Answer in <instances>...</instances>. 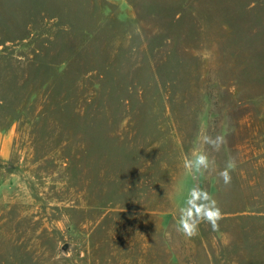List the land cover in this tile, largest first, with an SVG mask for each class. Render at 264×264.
I'll return each mask as SVG.
<instances>
[{"label": "rangeland", "instance_id": "374dc122", "mask_svg": "<svg viewBox=\"0 0 264 264\" xmlns=\"http://www.w3.org/2000/svg\"><path fill=\"white\" fill-rule=\"evenodd\" d=\"M0 264H264V0H0Z\"/></svg>", "mask_w": 264, "mask_h": 264}, {"label": "clouds", "instance_id": "9594fccd", "mask_svg": "<svg viewBox=\"0 0 264 264\" xmlns=\"http://www.w3.org/2000/svg\"><path fill=\"white\" fill-rule=\"evenodd\" d=\"M206 149L212 152H219L226 143L223 134H205L202 138ZM214 160L210 159L207 150L195 154L194 159L185 162V168L191 172L215 171ZM233 163H229L223 170L218 172L219 179L225 186L232 182L231 170ZM223 219V212L217 200L204 188L193 186L189 189L184 205L178 209V217L175 221V230L186 238H193L198 235L202 223L210 226L212 231H218L220 221Z\"/></svg>", "mask_w": 264, "mask_h": 264}]
</instances>
